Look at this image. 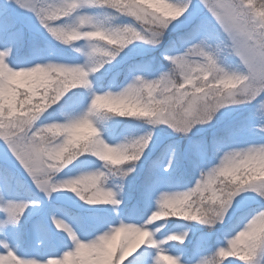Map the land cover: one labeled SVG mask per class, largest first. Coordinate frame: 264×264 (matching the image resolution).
<instances>
[{"label":"snow or ice","instance_id":"snow-or-ice-1","mask_svg":"<svg viewBox=\"0 0 264 264\" xmlns=\"http://www.w3.org/2000/svg\"><path fill=\"white\" fill-rule=\"evenodd\" d=\"M0 264H264V0H0Z\"/></svg>","mask_w":264,"mask_h":264}]
</instances>
